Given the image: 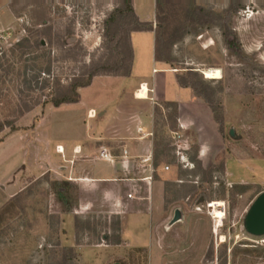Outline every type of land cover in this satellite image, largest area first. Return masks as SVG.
Segmentation results:
<instances>
[{
	"label": "rangeland",
	"instance_id": "rangeland-1",
	"mask_svg": "<svg viewBox=\"0 0 264 264\" xmlns=\"http://www.w3.org/2000/svg\"><path fill=\"white\" fill-rule=\"evenodd\" d=\"M126 2L0 1V10L13 16L0 33V264H62L67 250L72 264H264V236L244 227L264 193V0H161L155 23L145 24L154 31L161 25L167 36L184 21L185 7L225 17L241 2L230 19L233 35L225 38L216 21L188 24L169 51L179 75L197 72L212 89L223 126L201 127L188 114L182 129L176 105L156 108L155 180L173 172L174 178L150 222L152 249L128 244L134 210L117 211L118 195H82L75 184L62 191L66 181L46 171V151L32 132L71 81L126 66L136 25L111 20L116 11L127 12ZM210 68L223 78L207 80L201 71ZM21 143L31 152L32 171L20 167ZM12 174L21 193L6 191ZM83 200L92 203L86 212L79 210ZM177 210L184 219L173 224Z\"/></svg>",
	"mask_w": 264,
	"mask_h": 264
},
{
	"label": "crops",
	"instance_id": "crops-1",
	"mask_svg": "<svg viewBox=\"0 0 264 264\" xmlns=\"http://www.w3.org/2000/svg\"><path fill=\"white\" fill-rule=\"evenodd\" d=\"M156 2L133 0L135 14L141 23H155ZM12 17L9 12L0 10V33L11 25ZM130 43L133 63L129 77L94 78L89 87L79 90L78 103L59 108L52 106L54 109L50 114L46 112L32 133L42 143L37 142L36 146L46 151L49 167L43 166L48 174L51 173L56 181L75 184L82 195L103 193L107 198L118 195L114 205L117 211L124 212L127 207L134 210L133 217L128 218L134 222L126 231L128 244L134 249H147L150 243L152 249L150 222L163 200L167 179L174 178L173 172L162 181L155 180L152 163L156 108H162V104L176 105L182 129L188 128L185 122L188 114L201 127L213 129L216 122L204 101L196 97L192 89L180 86L179 72L167 63L156 61L154 31L132 32ZM143 84L149 89L148 99L140 100L138 93ZM21 144L24 160L20 167L32 171L31 152ZM58 147L64 150L62 154L57 151ZM102 153L109 158H103ZM204 155L200 154L199 159H204ZM13 174L4 181H11L6 184V191L21 193L23 190L19 192L16 188L18 181L13 180ZM91 207L92 203L83 200L79 210L86 212ZM177 211L182 221V212Z\"/></svg>",
	"mask_w": 264,
	"mask_h": 264
},
{
	"label": "trees",
	"instance_id": "trees-1",
	"mask_svg": "<svg viewBox=\"0 0 264 264\" xmlns=\"http://www.w3.org/2000/svg\"><path fill=\"white\" fill-rule=\"evenodd\" d=\"M162 2L161 0H157L156 2V14L159 12L161 8ZM126 11H116L113 15L111 20L119 19L125 21L124 23L127 24L128 19H132L136 25L135 28L131 30L132 32H144V31H154L153 25H145L146 23H141L139 19L137 18L134 8H133V0H128V2L125 3ZM241 2H235L231 5L230 9L227 12V15L223 17L221 14H214L213 12L206 11L202 8H192V7H185L183 9V15H184V21L182 24L176 28L175 31L171 32L169 35L165 36L161 33H159V29L162 31H166V28H163L161 25L157 26V29L154 31L156 34V49H155V58L158 62H164L169 64L170 57H169V51L173 47V45L176 44L181 38L183 37L184 32L187 29V25H208L213 24L216 21V25L220 27L224 33L225 38H228L229 36L233 35V33L230 30V19L232 16L239 12V9H241ZM158 16V15H157ZM129 58L126 59L127 64L126 66H122L124 63L120 62L117 64L116 67L117 70L115 73H95L92 74L91 78L88 81H84L81 79H76L71 81V83L63 87L61 90H59L57 96L53 98L50 103L55 108H59L62 105H69V104H76L80 100L79 90L82 88H87L92 84V80L94 77L97 76H117V77H129L131 74L132 69V63H133V51L130 43V49H129ZM125 68L123 72L121 71V68ZM185 76L178 75L177 80L181 87L183 88H190L194 91V94L196 97L202 99L211 109L212 114L214 116V120L217 124L220 125V128L223 126V118L219 115L218 109L214 106V92L212 89L205 84L204 81L199 79V75L197 72L189 71L187 72ZM4 125L0 126V132L4 129ZM222 129V128H221ZM58 185V184H57ZM71 184L64 182L63 184L59 185V190L64 189V191L68 192V188ZM64 187V188H63ZM66 192V194H67ZM65 193H63L64 196H66ZM72 255V250H67ZM66 257L64 262L62 264H72L73 257L72 256Z\"/></svg>",
	"mask_w": 264,
	"mask_h": 264
},
{
	"label": "water",
	"instance_id": "water-1",
	"mask_svg": "<svg viewBox=\"0 0 264 264\" xmlns=\"http://www.w3.org/2000/svg\"><path fill=\"white\" fill-rule=\"evenodd\" d=\"M180 218V212L176 211L173 224L180 221ZM244 227L251 236H264V193L260 194L252 204L245 218Z\"/></svg>",
	"mask_w": 264,
	"mask_h": 264
},
{
	"label": "bare ground",
	"instance_id": "bare-ground-1",
	"mask_svg": "<svg viewBox=\"0 0 264 264\" xmlns=\"http://www.w3.org/2000/svg\"><path fill=\"white\" fill-rule=\"evenodd\" d=\"M201 72L207 80H221L223 78L222 71L220 69L210 68L204 69ZM148 93L149 89L147 85L143 84L141 86L140 92L138 93V98H140V100L148 99ZM63 152L64 150L60 148V154H62Z\"/></svg>",
	"mask_w": 264,
	"mask_h": 264
},
{
	"label": "built area",
	"instance_id": "built-area-1",
	"mask_svg": "<svg viewBox=\"0 0 264 264\" xmlns=\"http://www.w3.org/2000/svg\"><path fill=\"white\" fill-rule=\"evenodd\" d=\"M57 151L60 153V147H58ZM102 157L108 159L109 155L106 153H102Z\"/></svg>",
	"mask_w": 264,
	"mask_h": 264
}]
</instances>
